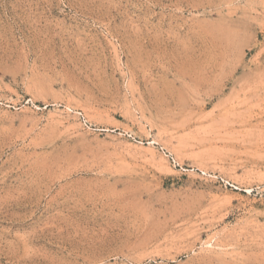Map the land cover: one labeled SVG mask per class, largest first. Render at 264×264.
<instances>
[{
    "label": "rangeland",
    "instance_id": "rangeland-1",
    "mask_svg": "<svg viewBox=\"0 0 264 264\" xmlns=\"http://www.w3.org/2000/svg\"><path fill=\"white\" fill-rule=\"evenodd\" d=\"M0 264H264V0H0Z\"/></svg>",
    "mask_w": 264,
    "mask_h": 264
}]
</instances>
